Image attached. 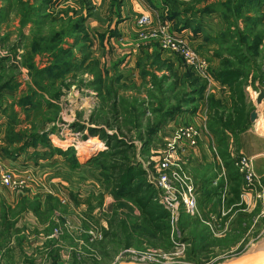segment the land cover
I'll use <instances>...</instances> for the list:
<instances>
[{
	"label": "rangeland",
	"instance_id": "rangeland-1",
	"mask_svg": "<svg viewBox=\"0 0 264 264\" xmlns=\"http://www.w3.org/2000/svg\"><path fill=\"white\" fill-rule=\"evenodd\" d=\"M59 1L62 2V0H58L56 5L48 8L49 13H53V15L57 14L61 17L66 13L71 15L72 12L69 11L78 10L80 6L76 1V4L58 7ZM226 1L227 0H174L176 10L180 13L189 11L188 17L191 20L195 19L190 16V11L203 9L206 5L210 6L213 10L216 9L218 12L203 17V27L201 25L202 31H197L198 35L195 34L192 28H189L194 36L197 35L202 38L201 46L207 48L212 54H208V58L206 59L208 62V73L213 81L212 86H209L207 80L198 74L197 71L189 67L182 57L172 55L162 50L156 40H143L140 38L142 32L149 33V30L154 28V23L144 28H139L136 24L138 31H133L134 35L137 34V40L134 43V53L136 54L133 55V59H131V54H125V51L122 50L117 51L120 49L119 47H117L112 54L108 52V56L106 55L105 57V54L103 52L101 53L98 47V42L104 40L99 36L109 35V25L106 24L108 21L107 18L113 16V19H118L117 9H111L110 3L109 5L105 4L96 7L94 9L93 19L98 20V27L96 26L97 28L95 29L99 32L106 29V32L96 36L94 34L88 36L85 41V47L88 48L86 52L89 53L91 66H93L95 61L98 68H96V71L93 73L89 72L91 67L88 68V66L82 70L69 73L63 79L62 85H59L60 82H58L57 86L54 87L51 92H48V94L54 93V97L50 95L49 97L53 98V100H55L54 103L58 105L55 111L57 115L56 120L52 123H47L44 128V131L49 132L55 127L53 133H48L51 144L58 149H61L59 146L64 147L68 145L65 150L73 149L75 155L79 158L86 157L87 155L88 157L91 155L95 157L99 152L106 150L104 143L98 137L91 136L87 130L82 133L72 132L69 125L77 122L83 124L86 128H99L107 131L109 134H116L122 139L133 143L135 147V159L144 169L147 183L152 186L151 182L155 174L154 166L160 157L159 155L168 150L169 145H171L176 136L169 133L163 134L162 128L154 136L151 144L148 147H144L142 142L138 139V135L146 133L148 127H151L155 123L159 116L157 113L160 111V105L164 110L176 106L180 101H183L186 95L192 90L193 86L191 83L196 79L204 86L200 100L194 105L186 104L183 107L184 111L177 116L187 113L189 115H195L196 118L200 119V121H198L199 126L201 127L203 124L205 126L200 143L205 145L203 148L208 150L212 157L216 148V141L215 135L213 131L209 129V126L215 123V120L218 119V115H227L230 110L229 91L227 87L222 88L223 86L215 82L211 76V72L218 66V60L214 59L213 56L215 54L218 56H227L228 50L232 49V43H235L234 41L236 40L239 43V46L236 47L242 50L246 54L248 61H250L243 69L247 76L246 85L250 91L248 105L252 107L249 110L250 114L247 118L248 125L255 123L260 117L264 116V103L261 108L255 107L254 104L257 93L254 83L259 82L258 79H263L264 77L261 72L264 58V10L260 12V15L263 17V22L261 24L256 26L245 25L244 22L246 18L241 20L242 15L245 14L248 17H260V15L251 11L249 14H246L248 13L247 8L239 13L233 2H230L228 6L223 8L222 6H212V4H222ZM30 3H32V1H30ZM3 4V1H0V6ZM169 9L171 10V8ZM120 10L119 8V13ZM220 12L223 15L225 14L226 20L222 19L221 15H219ZM83 13H85V11ZM15 15L17 14L10 12L8 18L0 22V55L8 57L9 60L6 62V67L8 69L14 65L19 71L15 73L17 75L19 88L14 91L15 94H12L13 96H8L10 102L5 101L4 92L6 91L3 92L2 103L0 104V113L2 115L3 109H7L10 105H14L15 110L19 111L20 108L16 102L22 93L27 90L28 85L31 86L29 71L25 67H22L20 63L21 55L24 54V51L26 52L31 41V36L29 34L30 26L21 27L20 30V17ZM247 30L254 31V34L243 36V32H247ZM228 31L229 33H233V35L232 38L226 42L216 43L205 39L206 37L214 39L215 37H219L221 33ZM95 33L98 34V32ZM21 34H23V36H21ZM258 39H260L261 42L257 47V51H254L252 45L256 43ZM247 42H251V46L247 47L245 45ZM67 43L71 45L73 41L69 39ZM151 46L157 48L158 58L153 57V51H141V49H147ZM13 47H16L15 52L12 50ZM81 49L83 51L85 48ZM248 49H253L251 50L253 53ZM74 51L77 57H82V51L78 48ZM194 51L196 52V50ZM196 53L198 54V52ZM91 58H94V60H91ZM139 58L141 64L140 69L137 67ZM49 62L50 58L48 56L42 54L34 55V63L37 67L47 66ZM133 64H135V69L133 68ZM104 65L107 68H105ZM142 65L145 66L146 84L140 79ZM167 67H170V69ZM185 71L189 73H185ZM98 73L103 81L101 85L95 87L100 89L99 93L94 92L95 88L89 86V82L93 80L95 74L98 76ZM190 74L192 77H189ZM116 75L121 76V78L118 79L119 76L115 77ZM162 77H168L169 80L163 82ZM261 85L264 87V83ZM58 90L59 96H56ZM160 92L161 94H159ZM3 101L6 103L4 106ZM114 101L117 104L124 103L125 109L129 111L127 115H121L122 107L119 106L116 107L117 113H115L114 108H112ZM140 103L142 104L141 108L139 106ZM193 107H196V109L194 113H191L190 111ZM252 113L257 114L253 121L250 119ZM19 117V119H24L23 114ZM212 117L215 119H211ZM136 118L137 126L140 125V127H134V125L129 124L131 121L135 122L134 119ZM175 118L173 120H176ZM172 121H170L172 124L170 130H173V127L179 125H176ZM256 125L258 126V124ZM24 127H27L25 129H30V125ZM127 129H130V132ZM258 130L264 131V124H260ZM226 134L227 150L230 154L231 149H234L235 146L234 137H232L229 132H226ZM32 151L33 150L30 149L24 154L30 155ZM199 159L195 160V156L190 154L181 161L182 164H180L179 168L181 172L186 174L191 180L190 183L195 193L194 197L197 202V209L193 215L183 214L188 217L184 228L179 224V218L182 215V211L179 207L177 210L175 209V211L166 210L171 216L169 245L158 238L139 236L135 231L133 232L130 229L125 231L122 229L120 221L124 220L130 222L134 217L139 215V212L130 204L131 202L126 203L132 208V211H129V209L124 206H118L113 198L105 193L102 182L99 179L98 170H91L96 173L98 179L92 177L96 185H91V188L88 190L91 192L90 194L88 191H84V203H80V201L77 200V196V198L74 199L75 193L72 192H70L72 197L69 202V207L66 206L69 199L58 200L60 207L56 211L57 216L54 217L57 226L53 228L50 233L46 232L45 235L49 236V238L58 239L64 246L69 244L75 249L78 248L77 256H79L80 260H85L82 262L76 260V264H118L120 262H135L141 264H221L231 257L241 255L248 249H255V244L264 238V190L258 192V196L255 199L256 205L249 212L246 211V208L238 209V205L227 207L225 203L227 199L231 198L227 182H225L224 186L221 188L218 198L216 196L209 197L205 192L206 188L209 190L211 187H216L221 179H225V170L223 172L220 165L219 170L217 169V177L211 179L209 184L204 183L202 181V175L207 171L209 165L215 163V160L214 157H212L213 161L210 162L209 160V162L203 165ZM38 161L39 160L36 162ZM29 162L34 164L35 161L31 160L29 157ZM81 170L86 176V168ZM64 171L69 173L66 170ZM92 172H90V174ZM66 173L60 174L64 175V178H66L68 176ZM239 174L242 177V188L240 193L242 202L243 194H245L243 191L246 190V183L242 174ZM18 179L25 178H19L18 176ZM2 187L12 191L24 192L28 187V181H25L22 186L17 187H7L0 183V193L2 190H6ZM62 188H64L63 190L74 191V187L71 189L70 184L66 186L62 184ZM79 191L83 192V189ZM100 195L103 196L101 201ZM224 195H226L225 198ZM21 199L22 198H19V201ZM0 202L3 201L0 200ZM99 203L101 205H99ZM79 204H84V207H80ZM88 205L93 207L91 211L88 209ZM77 208H81V212H77ZM68 209L71 210V212H69ZM72 209H74L75 212H73ZM59 218H62V223L59 222ZM76 219H78V222H76ZM207 222H210V226ZM128 234H130L131 237L127 240L126 237ZM12 239H16L15 236H12L9 240ZM19 239L20 240L16 241L19 242L22 240L21 237ZM6 247L7 248L0 250V253L7 254L9 252V244H7ZM263 249L261 248V250Z\"/></svg>",
	"mask_w": 264,
	"mask_h": 264
},
{
	"label": "trees",
	"instance_id": "trees-1",
	"mask_svg": "<svg viewBox=\"0 0 264 264\" xmlns=\"http://www.w3.org/2000/svg\"><path fill=\"white\" fill-rule=\"evenodd\" d=\"M3 1V5L0 6V22H3L8 18L10 12L16 13L20 17L19 26H30V44L26 52L21 55V66L25 67L29 71V79L31 80V86L28 85L27 90L22 93L18 98L16 104L20 108L16 111L14 105H10L7 109H3V115L6 118V130L5 137L3 138V146L0 151L3 158L8 160H15L21 154L27 153L28 150L33 151L29 155L30 159L37 161L40 159H48L53 156L64 157L67 164L75 169L80 166L79 161L75 155L73 149L61 150L53 146L49 140L48 133H53L55 127L49 132L44 131L47 123H52L56 120L57 115L55 111L58 105L53 100L54 93H49L51 90L59 85H62L63 79L67 74L82 70L88 66L91 67L89 72L96 71L98 68L97 63L94 61L93 66L89 61V53L87 47H85V41L88 38L86 31V21L94 16V8L88 0H79V9L69 11L71 15L65 14L62 17L53 13H49L48 8L57 4L58 0H0ZM32 1V3H30ZM111 9H117V16H119V8L121 7L123 0H109ZM220 2V1H218ZM230 2L236 6L237 11L241 13L247 8L246 14L250 11L260 15V12L264 6V0H227L224 3L212 4V6L220 7L228 6ZM164 4H167L169 8V19L177 18L182 22L183 29L192 28L197 34V31H202V19L205 16H209L211 13H218L210 6H205L203 9H197L190 11L195 20H191L186 17L189 11L179 12L176 10L174 0H164ZM172 4V5H171ZM232 4V3H231ZM173 6V9H172ZM85 11V13H83ZM225 11V8H224ZM184 15V18L181 16ZM222 19H225V14L219 13ZM196 17V18H195ZM241 17V16H240ZM246 18V19H245ZM245 19V25L256 26L263 22V17H248L242 15L241 20ZM119 23L117 20L116 24ZM196 24V26H195ZM202 25V27H201ZM251 32V33H250ZM254 34V31L247 30L243 32L244 35ZM233 33L225 32L221 33L219 37L212 39L206 37L207 41L213 42H226L232 38ZM23 36V34H21ZM108 37L117 36V31L110 30ZM101 39H105L106 35L99 36ZM71 39L73 43L68 45L67 41ZM252 41V40H251ZM232 43V49L228 50L227 56H221L215 54L214 59L218 60V66L211 72V76L215 82L221 86L227 87L229 91L230 110L227 115L220 114L218 119L215 120L213 125L209 126V129L213 131L215 135L216 148L213 152L214 164L207 167V171L202 175L203 182L209 184L211 179L217 177L220 164L225 170V179H221L216 187H211L209 190L206 188L205 192L209 197L220 195V190L227 182L230 192V197L226 201V206L238 205L237 208H245L240 199V193L242 188V177L237 171L234 161L231 159L228 153L227 142L225 136L226 132H229L234 139L239 133L244 131L248 127V120L251 106L247 103V97L245 93V86H247V76L243 69L248 65L246 54L238 47V41ZM260 39L256 43H253L252 48L257 51V47L260 44ZM250 43H245L247 47L251 46ZM82 46V47H80ZM82 51L81 56L75 55L76 49ZM251 49V50H253ZM15 52L16 47L12 48ZM250 52L251 50L248 49ZM79 51V52H80ZM157 49L153 50V57L158 58ZM253 53V52H251ZM42 54L50 58L49 65L44 67H37L34 63V55ZM151 55V56H152ZM144 56V55H143ZM148 56V55H146ZM8 57L0 55V104L2 103V96L4 91H16L19 88L17 81L18 69L12 65L9 69L6 67ZM140 58L137 61V67L140 69ZM139 62V63H138ZM262 74L264 76V58L262 62ZM145 66L142 65L140 79L144 84L145 81ZM170 69V67H167ZM8 73V74H6ZM185 73H189L185 71ZM188 75V74H187ZM107 76V75H105ZM116 75L115 77H118ZM177 77V76H176ZM189 77H192L191 74ZM121 76L118 77L120 79ZM106 79V77H105ZM163 82H167L168 77H162ZM259 83H264L263 79H258ZM102 78L98 73L94 75L93 80L89 82V86L95 88L102 84ZM192 90L183 101L171 108L163 110L160 105V111L157 113L159 116L155 123L148 127L146 133L138 135V139L142 142L144 147H148L154 136L164 128L170 121H172L178 114L184 111V106L194 105L200 100L204 86L196 79L191 83ZM255 84V83H254ZM255 87V85H254ZM94 92L100 91L95 88ZM170 91V90H169ZM171 92V91H170ZM161 94V92L159 93ZM49 95L51 97H49ZM59 96V90L56 93ZM122 107L121 115H127L129 112L125 109L124 103L117 104L115 101L112 108L117 113L116 107ZM140 108L142 104L140 103ZM1 108V105H0ZM196 107L191 109V113L195 112ZM24 115V119H19L20 115ZM131 114V112H130ZM60 119V118H59ZM211 119H215L212 117ZM135 122H130V125L137 126V118ZM30 125V129H25ZM72 132L82 133L85 130L91 136L98 137L105 145L106 150L99 152L97 156L90 158L86 166L90 170H98L99 179L102 182L105 193L111 196L118 206H124L132 211V208L126 203L135 207L139 212L137 217H134L132 221H120V226L125 231L129 229L135 231L139 236H150L165 241L168 245V241L171 233L170 214L167 212L157 200V194L154 188L147 183L146 173L141 164L135 159V147L132 142L122 139L116 134H109L107 131L99 128L85 127L83 124L74 122L69 125ZM128 130V129H127ZM130 132V129L128 130ZM85 138V137H84ZM217 149V150H216ZM220 164H219V161ZM218 163V164H217ZM100 201L103 196L100 195ZM206 196V195H205ZM99 205H101L99 203ZM60 207L58 199L52 196L45 198L44 204L41 205L40 201H29L22 197L14 208L6 205L4 202H0V250L7 248V244L12 236H15V240H20L18 235L20 230L15 228L17 218L24 212L30 211L39 220L41 224H47V233H50L57 225L54 222L55 213ZM88 209L91 211L92 206L88 205ZM182 215L179 218V224L182 228L185 227L188 217ZM59 222H63L62 218H59ZM21 237V236H20ZM131 237L130 234L126 237L128 240ZM22 238V237H21Z\"/></svg>",
	"mask_w": 264,
	"mask_h": 264
},
{
	"label": "crops",
	"instance_id": "crops-1",
	"mask_svg": "<svg viewBox=\"0 0 264 264\" xmlns=\"http://www.w3.org/2000/svg\"><path fill=\"white\" fill-rule=\"evenodd\" d=\"M76 1L78 4L79 0H62V2L59 1L57 6L76 4ZM88 1H90L94 9L100 5H109L110 3L109 0ZM120 9V17L118 19H113V16L106 17L108 19L106 22V24L109 25L108 29L112 31L116 30L117 36L112 38L106 36L103 41H100L101 43L98 42L99 50L101 53L103 52L105 54V57L108 52H111L112 54V52L119 47L120 49L117 51H125V54L132 55L131 59L134 58L133 55L136 54L134 53V43L137 40V34L134 35L133 31H138L136 20L141 15H150L151 21L154 24L157 22L167 24L171 34L183 38L189 47L196 50V52H198L203 58L207 59L208 54L212 55L207 48L201 46L202 38L197 36L198 34L194 36L189 28L183 29L182 22L177 18L169 19V7L167 4H164V0H123ZM262 10H264V7ZM93 17H90L86 22V31L88 35L91 36V34H94L96 36L105 33L106 29L101 32L95 29L98 27V20L93 19ZM186 17H188V14ZM181 18H184V15H182ZM117 20H119V23L116 24ZM95 32H98V34ZM155 49L157 48L151 46L147 49L143 48L141 51L152 52ZM91 60H94V58H91ZM104 67L107 68L105 65ZM133 68L135 69V64H133ZM222 88H224V86ZM245 93L248 103L250 91L247 86H245ZM12 94L14 95L15 92H4L5 101L10 102L8 96H13ZM4 104L6 103L3 101V106ZM175 119L176 120H173L172 122L176 125L189 124L197 128L199 126L198 121H200L195 115H189L187 113H183ZM256 124H258V126ZM260 124H264V116L260 117L255 123L249 124L248 127L239 133L234 139V150L236 154L242 155L251 161L253 172L259 182L258 185H254L244 191L245 194L242 203L247 212L255 207V199L258 196V192L264 190V131L258 130ZM5 126L6 118L0 113V149L3 146ZM170 126H172V124L169 122L163 128V134H172L173 130H170ZM67 146L68 145H65L64 147L59 146V148L65 150ZM204 146L203 143H199V146L192 151L195 160L200 158L199 160H201L200 162H202L203 165L209 162V160L210 162L213 161V156H210L208 150L203 148ZM1 156L2 154L0 151V157ZM76 157L80 166L73 169L67 164L64 157L58 155L45 160H39L38 162H34V164L29 162V154H21L15 160H8L2 156L1 159L3 160L4 169L14 173L16 177H26L27 179L25 180L28 181V187L24 192L12 191L2 187L6 190L1 191L0 200L5 202L6 205L14 208L18 203L19 198L22 197H25L29 201H34V199L39 200L41 205H43L45 198L47 196H52L56 197L58 200L69 199L68 204H66V206L69 207V202L72 197L70 192H72L75 193L74 199L78 197L77 200L80 201V203H84V191H88L89 188H91V185L95 186L96 184L92 177L95 179H98V177L94 171L92 172L89 167L86 166L87 161L92 158L93 155L89 157L87 155L83 158H79L76 155ZM85 168L86 176L81 170ZM64 170L69 173H66ZM90 172L92 173L90 174ZM60 173H66L68 176H65L66 178H64V175H61ZM62 184L65 186L70 184L71 189L74 187V191L63 190L64 188H62ZM80 189H83V192L79 191ZM88 193L90 194L91 192L88 191ZM79 206L84 207V204H79ZM68 211L71 212L69 209ZM72 211L75 212L74 209H72ZM76 211L81 212V208H77ZM56 216L57 213H55V217ZM53 219L55 222V218ZM72 221L75 223L73 219ZM76 222H78V219H76ZM47 227V224H41L32 212L27 211L22 213L15 223V228L20 230L18 237L20 238L21 236L22 240L18 242L15 239H12L10 241L8 248L9 252L7 254L0 253V264H76V260L79 262L85 260H80L79 256H77L78 248L75 249L69 244L64 246V244L59 242L58 239L46 236Z\"/></svg>",
	"mask_w": 264,
	"mask_h": 264
},
{
	"label": "built area",
	"instance_id": "built-area-1",
	"mask_svg": "<svg viewBox=\"0 0 264 264\" xmlns=\"http://www.w3.org/2000/svg\"><path fill=\"white\" fill-rule=\"evenodd\" d=\"M136 24L139 28H144L152 24L151 16L141 15L137 19ZM140 38L143 40L158 41L162 50L167 51L172 55L182 57L189 67L197 71L198 74L207 80L209 86H212L213 81L208 73L207 60L192 50L183 38L171 34L167 24L157 22L154 28L149 30V33L142 32ZM175 127L173 128L172 135H175L176 137L174 136L175 138L171 145H169L168 150L165 153H160V157L154 166L155 174L151 184L156 191L158 202L165 210L175 211V209L177 210L179 207V209L185 214L193 215L197 209V202L194 197L195 193L191 187V180L186 174L181 172L179 167L180 164H182V159L187 158L192 154V151L200 143L201 135L205 126L203 124L200 128H197L188 124ZM230 156L234 161L237 171L242 174L245 180V189L247 190L258 184V180L251 166V161L242 155L236 154L234 149H231ZM221 170L224 172L222 165ZM23 178L27 179L26 177ZM25 179H18L14 173L6 171L3 166V160L0 157L1 185L7 187L22 186L26 181ZM225 197L226 195H224V198ZM207 224L210 226V222H207Z\"/></svg>",
	"mask_w": 264,
	"mask_h": 264
},
{
	"label": "water",
	"instance_id": "water-1",
	"mask_svg": "<svg viewBox=\"0 0 264 264\" xmlns=\"http://www.w3.org/2000/svg\"><path fill=\"white\" fill-rule=\"evenodd\" d=\"M257 90L254 100L255 107L261 108L264 103V87L259 83H255ZM257 114L252 113L250 119L255 120ZM264 238L255 244V249H248L239 256L231 257L221 264H264ZM261 248L263 250H261ZM118 264H141L135 262H120Z\"/></svg>",
	"mask_w": 264,
	"mask_h": 264
}]
</instances>
